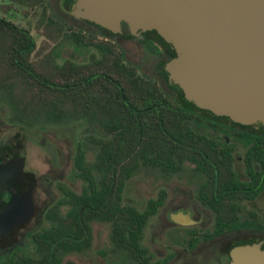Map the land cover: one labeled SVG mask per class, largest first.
<instances>
[{"label": "flooded vegetation", "instance_id": "flooded-vegetation-1", "mask_svg": "<svg viewBox=\"0 0 264 264\" xmlns=\"http://www.w3.org/2000/svg\"><path fill=\"white\" fill-rule=\"evenodd\" d=\"M60 3L67 15L77 17L82 24L98 31L102 40H98L97 33L78 30L94 37L95 41L114 45L124 55L118 44H122V40L155 47L156 50L149 52L158 57L161 64L158 74L149 77L157 81L172 101L186 106L168 79L166 66L173 60V53L155 34H149L151 39L147 36L139 39L112 33L67 12L64 6L68 0H60ZM125 62L146 75L143 67L129 62L126 55ZM0 108L6 111L0 115V264H85L86 257L95 248L94 226L98 224L110 229L106 248L98 251L100 259L103 264H121L116 256L113 259L112 223L86 220L80 226V222L69 216L72 204L64 202L68 199L64 190L82 195L87 187L75 166L79 145L87 163L94 162L88 160L82 144L77 145L75 155L68 154L64 150L67 140L64 136L56 141L48 130L14 126L10 123L7 105L2 102ZM193 109L194 129L189 148L195 151L196 157L180 161L179 165H141L140 169L146 168L153 175L161 176L150 178L145 190L136 185L135 194L143 198L142 201L126 200L128 182L140 169L124 188L122 206H131L144 214L158 203L156 214L148 217L143 229L142 264H185L187 259L231 264L234 253L264 248V131L206 110ZM104 134L107 137L105 131ZM91 136L86 139L95 145ZM24 144L33 146L38 155H23L21 146ZM71 160L77 178L83 182L81 191L63 177ZM164 169L174 170L165 172ZM44 188L54 195L43 197ZM57 215L67 219L71 242L66 246L76 244V250L67 252L68 248L57 242ZM157 217L165 231L160 243L153 245L147 241V233L152 235L158 230V224L152 223ZM115 252L118 255L119 252ZM198 262L193 261V264Z\"/></svg>", "mask_w": 264, "mask_h": 264}, {"label": "trees", "instance_id": "trees-1", "mask_svg": "<svg viewBox=\"0 0 264 264\" xmlns=\"http://www.w3.org/2000/svg\"><path fill=\"white\" fill-rule=\"evenodd\" d=\"M13 1L28 9L49 8L48 0ZM48 21L61 23L59 34L69 36L76 49L90 52L89 60L58 64L49 56L48 70L41 72L33 61L37 43L31 32L0 16V103L9 108L14 126L47 131L84 122L106 132L105 139L91 136L99 147L93 164L78 146L75 166L87 187L82 195L64 190L68 196L64 202L72 204L69 216L80 226L86 220L112 223L113 259L142 264L143 229L158 203L144 214L122 206L125 185L141 165H179L196 157L189 148L195 107L186 100V106L172 101L154 78L126 63L114 45L66 27L58 12ZM57 221V242L67 249L69 223L59 215ZM76 249L74 244L66 251Z\"/></svg>", "mask_w": 264, "mask_h": 264}, {"label": "water", "instance_id": "water-1", "mask_svg": "<svg viewBox=\"0 0 264 264\" xmlns=\"http://www.w3.org/2000/svg\"><path fill=\"white\" fill-rule=\"evenodd\" d=\"M65 9L122 36L155 34L173 53L168 79L184 100L264 131V0H68ZM231 264H264V248Z\"/></svg>", "mask_w": 264, "mask_h": 264}, {"label": "rangeland", "instance_id": "rangeland-1", "mask_svg": "<svg viewBox=\"0 0 264 264\" xmlns=\"http://www.w3.org/2000/svg\"><path fill=\"white\" fill-rule=\"evenodd\" d=\"M48 3L49 8L47 7V11H45L42 6L28 9L20 4H17L13 0H0V16L5 17L7 20L26 28L31 32L37 43L36 52L33 55V61L36 63L37 68L41 72H47L48 69L46 61L49 56L54 57L55 62L58 64H61L66 60H72L77 63L87 62L90 58V52L76 49L69 36L66 34H59L58 28L63 25L61 23L59 26L49 24L48 17L52 16L53 12H58V14L62 17V20H64L62 23L66 27L71 26L74 29L84 30L87 33H97V36H99L98 40H102L99 32L82 24L81 21H78L77 17L67 15L63 10L60 0H48ZM118 44L119 48L125 52L128 61L137 64L140 67L142 66L146 75L155 76L158 74L161 61L158 57H155L149 52V50L152 49L156 50L155 47L149 44H140L132 40H122V44ZM4 113H6V111H3V108H0V115H3ZM48 132L56 141L58 140V137L61 136H64L65 139H67L66 143H64V150L68 152V154L75 155L77 145L82 144L87 152V158L91 163L95 161L98 153V147L89 142L86 137L89 135L101 138L106 137L104 131L100 127L89 126L84 122H74L65 126H60L59 128L52 127L48 129ZM21 149L23 155H31L32 157L35 154L38 155L35 148L29 144H24V146H21ZM72 163L73 161L71 160L70 165L66 167L63 177L71 183V186L74 189L81 191L83 190V182L77 178L75 168ZM60 177H62V175H60ZM152 177L159 178L161 176L156 173L153 175L146 168H141L138 175L133 180L131 179L128 182L126 200L132 203L134 200L142 201L143 198L138 197L135 194V189L137 188L136 185H139L145 190L148 188V181ZM42 191L43 197L51 198V196L54 195V192L51 191L49 196L45 188ZM173 192L174 194L178 193V191ZM152 221V223L158 224L159 228L158 230H155L152 235L150 232L147 233V241L149 243L153 242V245H157V243H160L162 237L164 236L165 228L162 227L163 223L160 218L157 217ZM109 230V226L103 224L94 226L95 248L92 250L91 254L86 257L85 264H103V261L100 259L101 257L98 255V251L106 248L109 239ZM193 261L198 262L195 259H187L185 264H193ZM198 263L207 264L206 261H200Z\"/></svg>", "mask_w": 264, "mask_h": 264}]
</instances>
